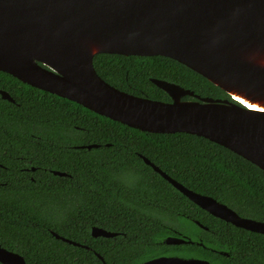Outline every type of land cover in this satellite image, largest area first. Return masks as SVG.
<instances>
[{
  "label": "trees",
  "instance_id": "1",
  "mask_svg": "<svg viewBox=\"0 0 264 264\" xmlns=\"http://www.w3.org/2000/svg\"><path fill=\"white\" fill-rule=\"evenodd\" d=\"M94 67L107 83L142 98L172 101L151 81L158 79L235 102L163 56L99 54ZM1 91L14 102L0 94V245L27 264H104L97 254L106 264H142L172 254L205 258L195 221L207 223V213L141 156L186 188L264 219V171L227 148L187 133L131 128L4 72ZM93 227L118 235L95 238ZM173 230L192 243L165 244Z\"/></svg>",
  "mask_w": 264,
  "mask_h": 264
},
{
  "label": "water",
  "instance_id": "2",
  "mask_svg": "<svg viewBox=\"0 0 264 264\" xmlns=\"http://www.w3.org/2000/svg\"><path fill=\"white\" fill-rule=\"evenodd\" d=\"M99 54L171 58L235 102L201 97L158 79L151 81L171 102L131 95L98 75L94 58ZM0 72L143 132L205 138L264 171V0H0ZM0 94L14 102L9 93ZM188 96L194 100L183 99ZM142 158L200 208L261 231L260 223L240 218L227 205L186 188ZM117 235L92 228L95 238ZM165 243L192 241L169 237ZM0 263L27 264L22 255L1 245ZM142 264L209 263L162 256Z\"/></svg>",
  "mask_w": 264,
  "mask_h": 264
},
{
  "label": "flooded vegetation",
  "instance_id": "3",
  "mask_svg": "<svg viewBox=\"0 0 264 264\" xmlns=\"http://www.w3.org/2000/svg\"><path fill=\"white\" fill-rule=\"evenodd\" d=\"M229 208L242 219H248L260 223L261 226L258 228L261 231L251 230L246 227L236 225L231 221L217 217L209 211L203 209L207 213L206 219H204L207 223H200V226L197 223L196 224L202 230V237L200 238V242H198V244H200L204 249L205 258L197 259L207 261L209 264H264V219L249 217L240 214L231 207ZM228 214L229 213H224L226 216ZM172 232L174 234L168 236L167 238L173 237L181 238L186 241L189 240L187 236L182 235L178 231L173 230ZM182 245L184 244L173 246ZM165 257H179L184 259L192 258L183 257L177 254L167 255Z\"/></svg>",
  "mask_w": 264,
  "mask_h": 264
},
{
  "label": "bare ground",
  "instance_id": "4",
  "mask_svg": "<svg viewBox=\"0 0 264 264\" xmlns=\"http://www.w3.org/2000/svg\"><path fill=\"white\" fill-rule=\"evenodd\" d=\"M239 100H240V101H243V102L246 101V104L250 105L251 107L253 106L251 103L247 102V100H245V99H243V98H242V99L240 98Z\"/></svg>",
  "mask_w": 264,
  "mask_h": 264
}]
</instances>
